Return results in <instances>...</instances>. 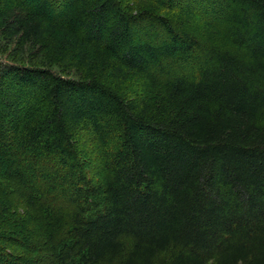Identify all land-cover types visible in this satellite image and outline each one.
<instances>
[{
    "label": "trees",
    "instance_id": "obj_1",
    "mask_svg": "<svg viewBox=\"0 0 264 264\" xmlns=\"http://www.w3.org/2000/svg\"><path fill=\"white\" fill-rule=\"evenodd\" d=\"M0 45V264H264V0H0Z\"/></svg>",
    "mask_w": 264,
    "mask_h": 264
},
{
    "label": "rangeland",
    "instance_id": "obj_2",
    "mask_svg": "<svg viewBox=\"0 0 264 264\" xmlns=\"http://www.w3.org/2000/svg\"><path fill=\"white\" fill-rule=\"evenodd\" d=\"M4 48H5V46L0 45V59L3 60V61H10L12 59V56H10L9 52L5 51ZM87 160H91V159L87 158Z\"/></svg>",
    "mask_w": 264,
    "mask_h": 264
}]
</instances>
